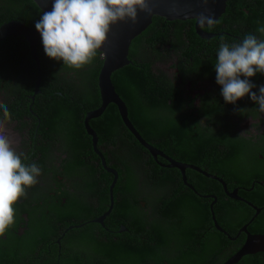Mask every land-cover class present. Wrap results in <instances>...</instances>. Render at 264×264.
I'll return each mask as SVG.
<instances>
[{"label": "flooded vegetation", "instance_id": "flooded-vegetation-1", "mask_svg": "<svg viewBox=\"0 0 264 264\" xmlns=\"http://www.w3.org/2000/svg\"><path fill=\"white\" fill-rule=\"evenodd\" d=\"M257 28L247 33L264 39ZM228 36L230 45L244 38ZM172 47L166 46L168 54L153 68L169 91L159 117L172 122L166 137H143L139 100L115 88L134 130L162 152L157 159L130 131L116 104L86 119L102 100L98 83H86L85 71L52 74L45 84L40 77L38 93L36 78L27 86L0 76V104L11 113L5 120L0 110V123L23 162L41 169L38 182L14 205V224L0 235V264H264V250L230 262L248 234L264 235L253 229L264 206L244 196L237 180L229 181L224 169L231 149L217 141L227 124L235 135L263 145L264 113L250 96L225 102L216 82L217 57L185 59ZM251 82L259 94L264 74ZM185 129L198 142L194 148L186 147ZM130 173L134 180H128ZM253 181L248 191L264 185ZM193 201L204 212L193 215ZM201 242H210L209 249Z\"/></svg>", "mask_w": 264, "mask_h": 264}, {"label": "trees", "instance_id": "trees-1", "mask_svg": "<svg viewBox=\"0 0 264 264\" xmlns=\"http://www.w3.org/2000/svg\"><path fill=\"white\" fill-rule=\"evenodd\" d=\"M226 7V13L210 30L219 34L210 45L206 43L207 40L197 35L194 21H167L164 18L154 17L153 24L132 42L129 54L131 65L112 75V83L118 91L127 95V99L137 98L139 100L142 109L141 134L148 141L155 138V135L166 137L171 127L170 123H172L159 120L167 107L169 91L159 85L161 78H156L153 71L154 63L168 54L166 46L172 44L173 50L180 52L179 55L185 59L190 57L196 59L202 54L212 55L214 59L217 57L218 38L223 37L225 41H229L230 36L228 35L246 36L247 32L264 22V0H227ZM247 10H250L251 14L248 15ZM42 13L43 11L32 0H0V26L10 21H20L35 27ZM206 46L209 47L206 49ZM37 49L40 60H42V84L48 83L49 75L76 70L64 66L63 61L49 58L44 52L42 40L39 41ZM103 62V58L97 51L92 63L79 69V71H85V75H89L86 83L97 85ZM180 66L183 70L186 68ZM1 75L8 77L9 80L13 79L14 84L21 83L27 86H30L39 76L37 65L31 56L30 45L24 42L23 38H8L0 44ZM166 83L167 81L163 85ZM173 124L176 125V123ZM225 127L217 134V141L231 149L224 171L228 174L229 181L237 180V186H242L244 196L258 206H264V185H256L253 191H248L254 179L264 180V157H260V155L264 156V144L261 145L246 137L235 135L227 124ZM191 135L192 131L188 129L182 133L184 140L190 141L186 146L190 149L198 145V142L190 138ZM160 147L166 149L164 145ZM164 176L167 177L168 174ZM127 178L128 180L135 179L132 173ZM198 209L200 207L197 201H193V215L198 212ZM199 212H204V210ZM205 213L210 216L208 207ZM253 229L264 233V211L257 218ZM193 237L196 236L191 235L192 239ZM201 244L204 249H209L210 242H201Z\"/></svg>", "mask_w": 264, "mask_h": 264}, {"label": "clouds", "instance_id": "clouds-1", "mask_svg": "<svg viewBox=\"0 0 264 264\" xmlns=\"http://www.w3.org/2000/svg\"><path fill=\"white\" fill-rule=\"evenodd\" d=\"M140 11L152 13L148 0H53L51 10L43 11L35 28L49 58L79 70L92 63L97 50L108 39L112 25L128 20L136 23ZM197 19L201 27L206 25L209 30L216 22L214 16L204 12ZM257 31L264 36V25ZM104 55L100 53L101 58ZM214 65L225 102L235 104L250 96L264 113V86L259 87L257 94L253 91L256 85L251 82L257 73L264 74V39L249 33L240 43L230 45L221 37ZM0 110L3 118L10 121L7 105L0 104ZM40 175L37 164L26 165L12 148L0 123V235L14 224V205L27 195V189L38 182Z\"/></svg>", "mask_w": 264, "mask_h": 264}, {"label": "water", "instance_id": "water-1", "mask_svg": "<svg viewBox=\"0 0 264 264\" xmlns=\"http://www.w3.org/2000/svg\"><path fill=\"white\" fill-rule=\"evenodd\" d=\"M32 1L42 11H50L52 8L53 0ZM148 3L152 8L151 14L140 11L138 12V19L136 23L128 20L112 25L108 39L102 48L97 50L99 53H105L103 57V66L98 79L99 81H97L102 104L98 109L89 112L86 119L99 115L108 103L112 102L116 104L123 121L126 123L130 131L136 136L142 146L153 155V158L157 159V156L162 154V152L145 141L132 127V124L126 116V108L116 92L114 84L112 83V75L126 66L131 65L129 54L132 42L153 24L154 17L164 18L167 21H195V30L197 35L204 40H209L215 37L216 34H209L205 32L204 29L208 27L206 25L201 27L197 18L202 12H204L207 15L214 16L216 21L215 24L218 23L220 18L227 11V0H207L206 4L204 0H148ZM12 37H21L24 42L26 41L30 45L31 56L39 71V76L36 77L34 85V93H38V86L41 77V63L37 51V43L39 40H42L41 34L35 27H31L25 23L23 24L20 21H10L0 26V44ZM175 165L180 166L179 164ZM109 171L115 173L114 170ZM116 181L117 174L111 185L112 201L113 189ZM230 196L239 198L237 193H231ZM257 250H264V235L250 233L248 234V238L243 247L238 251L236 257L230 260V262L237 260L240 255Z\"/></svg>", "mask_w": 264, "mask_h": 264}, {"label": "bare ground", "instance_id": "bare-ground-1", "mask_svg": "<svg viewBox=\"0 0 264 264\" xmlns=\"http://www.w3.org/2000/svg\"><path fill=\"white\" fill-rule=\"evenodd\" d=\"M214 252V251H213Z\"/></svg>", "mask_w": 264, "mask_h": 264}]
</instances>
